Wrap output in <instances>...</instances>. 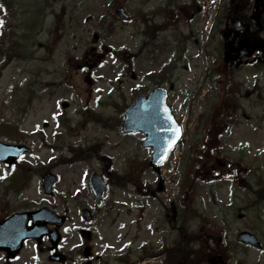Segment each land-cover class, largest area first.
I'll return each mask as SVG.
<instances>
[{
	"label": "rangeland",
	"instance_id": "374dc122",
	"mask_svg": "<svg viewBox=\"0 0 264 264\" xmlns=\"http://www.w3.org/2000/svg\"><path fill=\"white\" fill-rule=\"evenodd\" d=\"M45 1L40 0L41 4ZM47 4L49 16L46 13L44 27L36 38L23 43L30 58L14 60L1 73V117L18 121L20 115L14 112L13 106L25 100L29 89L41 99L33 101L23 124L27 135L21 134L14 123L10 129L0 131V140L6 141L3 134L11 135V141L22 139L32 149L21 161L34 167L24 171L20 166L15 173V169L9 170L0 163V220L16 212L46 206L58 215L67 216L60 233L63 246L74 249L82 242L78 229L87 224L82 210L88 208L95 219L93 247L96 252L109 247L110 254L119 255L121 253L116 254V251L132 249L135 260L142 246L154 243L158 248L155 245L159 242L158 236L152 232L170 226L172 212L169 213L167 208L175 204L179 214L180 208H194L196 198L194 209L198 214L189 222L196 234L206 236L215 229L220 246L214 244L213 247H228L231 264H264V251L232 244L236 235L246 228L264 233V203L255 204L256 196L251 193L249 200L246 196L235 198L233 185L218 182L224 172L237 169L241 171L240 180H247L254 189L259 180L264 181V105L260 104L253 111L255 130L242 122L230 136L223 138L224 133L213 120L197 135L200 113L209 115L212 105L197 106L187 97V93L194 91L196 73L178 72L180 80L171 79L173 84L169 88L172 89L174 113L186 125V138L194 137L196 144H201L190 159L194 167L188 173L190 177L186 175L184 178L182 191L184 189L187 193L184 195L179 187L178 155L187 154L188 145L180 146L175 152L177 155L172 154L164 169L149 172L137 169L136 164H148L151 152L142 146L144 137L141 134L125 135L120 123L123 111L133 103L134 89L139 86L152 89L149 74L171 64L172 54H166L152 64L147 59V50L137 56L139 48L143 43L150 46L175 44L176 34L172 28H164L156 37H145L142 35L143 25L124 24L115 17V9L125 4L131 12L150 10L149 13H156L161 22L160 7L164 0H47ZM157 6L159 10L154 11ZM216 7L217 0H214L215 13ZM37 9L35 6L31 11ZM105 11L108 18L101 28L98 19ZM96 34L100 36L98 42L94 41ZM22 36L23 32H20L18 37ZM104 46L113 51L100 58ZM131 72L135 79L129 76ZM64 103L68 104L67 108L63 107ZM81 150H89L90 157L68 161ZM102 157L112 159L113 172L129 176L136 184L125 188L110 187L103 207L97 208L89 178L92 172L103 175ZM217 159L229 164V168L223 171L217 165ZM47 170L58 177L52 196L44 193L41 183ZM16 176L13 188L6 191L9 181ZM26 178H31L29 189L18 194L17 188L27 184ZM210 180L216 183L208 189L206 183ZM198 184L207 187L197 190ZM239 192L237 195L245 193V187ZM154 195L161 198L159 202ZM240 214L245 217L240 219ZM46 246V243L39 244L41 254ZM229 246H233L230 251ZM35 255V244L30 242L19 259L13 262H8L7 254L0 251V264H30ZM41 257L43 264L50 263L45 253Z\"/></svg>",
	"mask_w": 264,
	"mask_h": 264
},
{
	"label": "flooded vegetation",
	"instance_id": "af4514ba",
	"mask_svg": "<svg viewBox=\"0 0 264 264\" xmlns=\"http://www.w3.org/2000/svg\"><path fill=\"white\" fill-rule=\"evenodd\" d=\"M167 10L168 15L166 17L165 13ZM160 11L162 17L161 22L158 20V16H153L152 14L150 20L145 23L140 17H137L140 11L135 10L132 13L131 25H135L136 23L141 24L143 25L142 31L150 33L153 36L159 34L163 30L162 28H172L175 31L177 42L180 43L179 49L183 50V54L177 57V64L172 68L175 73V78L176 73L188 72V70H190L191 72L196 73L197 76L195 80L199 82L200 85H210L211 90H213V81L218 78V80L223 83L222 102L225 115L229 117L231 111L234 110V117L238 114H242L249 119L248 115L250 114V111L254 110L256 106L262 102V90L264 92V86L261 88L259 84L263 74L261 66L264 65V52H257L249 61H232L231 58L233 55L231 52L233 53L238 50L245 41H248L251 47L263 45L264 31L251 32L249 30H245L246 32L244 37L236 35V39L232 42H223L222 46L225 54V62L216 67L217 74L214 76V66L210 61V50L214 48L216 43L214 41L213 30L208 29V0H188L187 2H183V0H164V4ZM166 24H169V27H167ZM216 46L221 48V43L216 44ZM227 47H229V50L226 56L225 50ZM191 62L192 67L190 66L189 68V64ZM171 72L172 70L168 72V75H170ZM220 73L222 74L221 76ZM180 78L181 76L174 79V81L178 82ZM196 81L195 87L200 88ZM165 83L170 86L173 84V81L170 79L169 81H165ZM196 94L197 93H195V95ZM231 99H235V101L237 100L236 105L233 107L230 106ZM225 166H229V164H225ZM233 186L234 190L232 193L235 198H244V196H246L247 200H249L250 193H253L254 190L256 191L254 193L255 196L259 200L264 199V184L257 182V188L253 189L252 184L248 181L240 180L235 182ZM243 187H245L246 192L241 195H237V193H240L239 189ZM243 217H245L244 214L239 215V218ZM245 230L250 231L258 238L261 244V250H264V233H260L252 228ZM177 232V227H168L167 230L163 232V234L167 235L170 240L169 241L167 239V243H170V245L173 243L172 239H176ZM232 244L242 246L246 249L255 250L250 245L240 243L237 238ZM86 247L87 245H85L82 249L75 250L77 254H79L80 251L78 262L76 261L77 263L74 260L69 259V253H65L64 264H70L71 262L72 264H118V262L125 264V262L118 256H109L106 253L103 256H95L93 248L91 247L90 257L85 258L83 250ZM227 248H224L220 254H216L214 256V260L212 261L214 264H231V258L227 253ZM230 249L231 248H229V250ZM46 252H48L50 256L48 261H51V254H53L52 249L48 247ZM62 252H64L63 249L57 253L60 254ZM162 257L163 254L160 251L155 255V258H157L156 260H162ZM163 263H166V260ZM32 264H43V262L41 259L35 257L32 259Z\"/></svg>",
	"mask_w": 264,
	"mask_h": 264
},
{
	"label": "water",
	"instance_id": "95a60500",
	"mask_svg": "<svg viewBox=\"0 0 264 264\" xmlns=\"http://www.w3.org/2000/svg\"><path fill=\"white\" fill-rule=\"evenodd\" d=\"M157 93L158 94L152 95L156 101L155 103H151L150 100H148L147 103L141 101L134 110L127 113L124 130L125 132L143 131L147 135V142H145L144 145L154 147V159L156 163H160L162 161L160 158L164 157L166 153L165 146L170 141H174L175 143L179 139L180 131L177 132L178 128L176 126L174 127L169 112L164 107V98L158 101V96H162L161 91ZM26 151V148L10 146L0 142V160L7 162L10 166ZM103 164L106 173L109 174L111 167L110 159H104ZM55 181L56 178L51 176L44 178V186L48 194H51V188ZM92 185L97 196L96 202L101 204L106 186L95 175L92 177ZM17 217L18 219H22L21 222H19L20 226L18 229ZM29 220H33L34 222L31 228L27 227V222ZM63 222V217H57L46 208L35 213L15 215L11 219L0 224V249L8 251L10 256L14 258L27 238H40L45 234L47 223L61 226ZM50 234L54 236V244L57 243L59 241L57 232L55 231Z\"/></svg>",
	"mask_w": 264,
	"mask_h": 264
},
{
	"label": "trees",
	"instance_id": "16d2710c",
	"mask_svg": "<svg viewBox=\"0 0 264 264\" xmlns=\"http://www.w3.org/2000/svg\"><path fill=\"white\" fill-rule=\"evenodd\" d=\"M9 3H10V1H9ZM1 48H2V45H0V70L3 69L13 58V56L11 54H8V53H6V55L1 54L3 51ZM18 56L19 55L17 54V57ZM0 128H3V127L0 126ZM13 185H14V183H13ZM187 252H188V249L183 247L182 248V258L186 257Z\"/></svg>",
	"mask_w": 264,
	"mask_h": 264
},
{
	"label": "snow or ice",
	"instance_id": "6c2138e0",
	"mask_svg": "<svg viewBox=\"0 0 264 264\" xmlns=\"http://www.w3.org/2000/svg\"><path fill=\"white\" fill-rule=\"evenodd\" d=\"M179 130L177 129V132H178ZM174 143V141H170L169 142V147H171V145Z\"/></svg>",
	"mask_w": 264,
	"mask_h": 264
}]
</instances>
